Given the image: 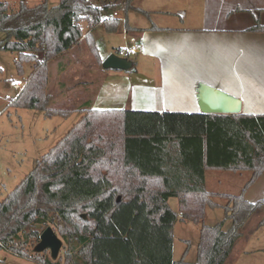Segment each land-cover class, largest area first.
<instances>
[{
  "label": "trees",
  "instance_id": "trees-1",
  "mask_svg": "<svg viewBox=\"0 0 264 264\" xmlns=\"http://www.w3.org/2000/svg\"><path fill=\"white\" fill-rule=\"evenodd\" d=\"M94 1L97 5L91 0L22 4L19 10L0 2V50L17 54L21 77L24 66L32 65L10 107L41 111L47 118L75 113L49 108L50 64L85 43L102 66L96 42L122 28L114 13L130 8L132 0ZM83 22L92 24L86 33ZM81 113L0 203L1 251L36 264H190L185 257L173 261V230L181 220L201 226L193 264H225L249 220L263 217L264 199L250 203L244 195L264 172V115ZM211 170L252 175L238 195L221 194L207 190ZM171 198L179 200V212L170 207ZM209 208H223L231 228L225 230V222L206 226ZM47 227L63 241L56 260L49 251L35 252Z\"/></svg>",
  "mask_w": 264,
  "mask_h": 264
},
{
  "label": "crops",
  "instance_id": "crops-1",
  "mask_svg": "<svg viewBox=\"0 0 264 264\" xmlns=\"http://www.w3.org/2000/svg\"><path fill=\"white\" fill-rule=\"evenodd\" d=\"M118 11L122 28L117 33L102 34L96 44L103 62L117 51L134 47L135 55L128 56L134 63L133 68L118 71L102 67L99 87L88 98L83 97L82 103L71 106L75 113L82 117V110L96 109L200 114L197 90L203 83L240 99L241 114L264 115V31L251 30L264 28V0H132L130 8L124 5L115 13ZM82 25L86 33L92 24L83 22ZM127 26L130 32H127ZM74 50L67 51L57 60L67 54L77 58ZM57 60L50 64V74L52 64ZM166 69L169 71L167 85L164 80ZM92 71L98 72L94 67ZM84 83L90 86V82ZM73 85L67 89L73 90ZM212 172L219 171L206 173L207 190L228 194L212 191V181L218 180ZM244 197L250 203L264 199V172ZM175 199L178 210L174 211L179 212V200ZM219 199L224 202L214 201L222 206L227 204V200ZM218 209L224 211V216L217 218L220 222L214 224L208 219L209 213ZM262 215L251 218L245 225L246 233L243 231L225 264H264V226H259L264 218V206ZM221 219L225 225L229 221L223 208H209L204 224L216 226ZM178 224L184 227L179 231L183 242L178 249L181 246L182 251L176 258ZM188 224L195 226L198 236L194 237L195 243L192 242L194 238L190 240V234H186ZM225 225V230L230 229L232 222L231 226L225 228ZM250 225L253 228H249ZM200 229V225L181 220L175 223L173 261L185 257L186 262L196 263ZM256 239L261 240L257 246L254 245Z\"/></svg>",
  "mask_w": 264,
  "mask_h": 264
},
{
  "label": "rangeland",
  "instance_id": "rangeland-1",
  "mask_svg": "<svg viewBox=\"0 0 264 264\" xmlns=\"http://www.w3.org/2000/svg\"><path fill=\"white\" fill-rule=\"evenodd\" d=\"M91 1L93 5H97L96 1ZM0 2L8 3L13 10H19L22 4L28 6H35L44 2L48 3L49 6L60 4V0H0ZM114 17L120 19V12L114 13ZM3 39L4 35L0 34V42ZM74 51V55L78 54L77 58H72V54H67L59 60L56 59L57 62L52 64L48 87V93L51 95L49 103L51 109H70L71 106L79 105L83 102V97L87 96L88 98V95L95 93L99 87L103 65L97 66L85 43L75 48ZM116 53L118 54L119 51ZM16 57L17 54L14 52L0 50V67L3 71L0 75V203L34 169L35 162L47 154L81 118L78 112L68 119L47 118L41 111L10 107V101L23 89L25 81L32 71V65L26 64L24 76H19L15 66ZM75 61L77 62L75 63ZM93 67L97 68L98 72H93ZM19 81L23 82L24 86L17 89L15 83ZM86 81L90 82V86L84 83ZM73 82H75L74 85ZM71 85L74 86L73 90H68L67 87ZM80 97L81 100L79 101ZM79 107L81 108V106ZM212 173L217 175L218 179L216 182L212 181L210 185L212 191L228 194H238L251 175L249 171ZM214 200L218 203L224 202L219 198ZM169 205L173 210H178V201L175 198L169 201ZM223 216L224 211L218 209L210 211L208 219L217 224L220 222L216 221L217 218ZM222 221L224 219H221ZM229 225L231 226V221L227 222L225 228ZM252 225L249 228H253ZM183 227V224H178L176 227V258L182 251L181 246L180 249L178 247L183 242V237L180 235ZM185 227L186 234L187 232L190 234L188 235L190 240L198 237L195 234V226L188 224ZM226 230L229 229L226 228ZM244 233H246L245 230ZM196 238L193 239V243H195ZM260 241L256 239L254 245L257 246ZM0 262L3 264H36L1 250Z\"/></svg>",
  "mask_w": 264,
  "mask_h": 264
},
{
  "label": "water",
  "instance_id": "water-1",
  "mask_svg": "<svg viewBox=\"0 0 264 264\" xmlns=\"http://www.w3.org/2000/svg\"><path fill=\"white\" fill-rule=\"evenodd\" d=\"M133 61L120 57L116 54L110 55L104 62L105 70L130 71ZM197 99L202 114H241L242 102L240 99L207 84L201 83L197 90ZM63 247V241L52 227H47L40 237L35 252L49 251L56 260Z\"/></svg>",
  "mask_w": 264,
  "mask_h": 264
},
{
  "label": "built area",
  "instance_id": "built-area-1",
  "mask_svg": "<svg viewBox=\"0 0 264 264\" xmlns=\"http://www.w3.org/2000/svg\"><path fill=\"white\" fill-rule=\"evenodd\" d=\"M115 14H116V13H115ZM135 53H136V50H135V48L133 47V48H131V49H129V50H121V51H119L118 54H117V53H115V54L118 55V56H120V57H123V58H128V56H130V55H135ZM22 86H24V83L21 82V81L15 83V87H16L17 89H19V88L22 87Z\"/></svg>",
  "mask_w": 264,
  "mask_h": 264
},
{
  "label": "snow or ice",
  "instance_id": "snow-or-ice-1",
  "mask_svg": "<svg viewBox=\"0 0 264 264\" xmlns=\"http://www.w3.org/2000/svg\"><path fill=\"white\" fill-rule=\"evenodd\" d=\"M157 47L159 48L160 46L157 45ZM163 49H161L162 51ZM164 80H165V84L167 85L169 83V71L166 69L164 72Z\"/></svg>",
  "mask_w": 264,
  "mask_h": 264
}]
</instances>
